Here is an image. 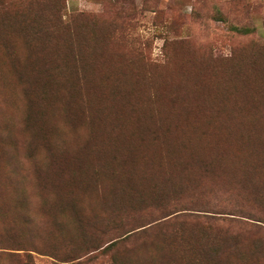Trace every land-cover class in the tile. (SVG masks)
<instances>
[{"label":"rangeland","instance_id":"obj_1","mask_svg":"<svg viewBox=\"0 0 264 264\" xmlns=\"http://www.w3.org/2000/svg\"><path fill=\"white\" fill-rule=\"evenodd\" d=\"M0 264H264V0H0Z\"/></svg>","mask_w":264,"mask_h":264}]
</instances>
